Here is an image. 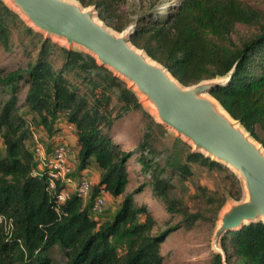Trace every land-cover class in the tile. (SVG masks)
Here are the masks:
<instances>
[{
    "label": "trees",
    "instance_id": "1",
    "mask_svg": "<svg viewBox=\"0 0 264 264\" xmlns=\"http://www.w3.org/2000/svg\"><path fill=\"white\" fill-rule=\"evenodd\" d=\"M75 1L95 7L98 19L117 33L133 26L131 44L183 86L230 75L209 95L264 149V11L241 0H176L165 8L152 0L135 10L127 0ZM0 50L8 64L19 56L0 68V264H163L166 237L198 222L214 226L228 199L241 200L233 172L179 138L182 154L171 156L162 142L168 130L127 83L89 54L45 39L3 0ZM136 114L141 127L133 141L118 130ZM61 123L72 126L76 138L72 176L91 165L99 172L86 203L75 194L59 202L65 186L49 188L36 146L27 147L33 129L50 137ZM191 165L224 173L227 181L223 193L196 187L195 211L169 196L175 179L191 175ZM142 175L145 181H138ZM146 187L168 216L162 228L137 203ZM101 193L116 201L111 215L91 212ZM55 248L58 259L51 256ZM220 248L224 259L214 254L209 264H264V223L226 233Z\"/></svg>",
    "mask_w": 264,
    "mask_h": 264
},
{
    "label": "water",
    "instance_id": "2",
    "mask_svg": "<svg viewBox=\"0 0 264 264\" xmlns=\"http://www.w3.org/2000/svg\"><path fill=\"white\" fill-rule=\"evenodd\" d=\"M34 31L68 49H79L133 89L155 122L188 143L193 152L227 167L242 188L240 201L219 213L212 235L222 237L245 223H264V149L209 95L229 78L178 83L159 63L131 44L133 26L117 33L98 19L95 7L75 0H4Z\"/></svg>",
    "mask_w": 264,
    "mask_h": 264
},
{
    "label": "rangeland",
    "instance_id": "3",
    "mask_svg": "<svg viewBox=\"0 0 264 264\" xmlns=\"http://www.w3.org/2000/svg\"><path fill=\"white\" fill-rule=\"evenodd\" d=\"M150 1L152 0H127V5L130 10H135L139 7H145L146 3ZM174 1L176 0H161L163 3L161 8L167 7L168 4H171ZM241 1L264 11V0ZM7 59L8 57L6 54L0 50V68H8L10 67V64L14 65L15 61H19V56L17 55L14 57L10 64L6 63ZM143 107L146 109L145 105H143ZM21 113L24 114L26 118L31 117L30 112L26 109H22ZM140 127L141 122L139 120V115H131L129 119L124 122L118 132L122 135H128V137L134 141L138 138V129ZM32 131V138L27 141V147L31 151H34V147H37L38 145H42L45 151L53 146L52 142L49 141V136L42 129L37 128ZM176 138L177 137L173 133L167 131L162 142L163 145L169 149L171 156L179 158L182 154H180L182 147ZM123 146L126 148L129 147L127 144H123ZM3 151L4 146L0 137V154H2ZM190 169L191 175L184 179L174 180L175 188L170 191L169 196L172 199L185 204L191 211H195L198 209L195 200V196L197 195L196 187L200 186L210 191L223 193L226 190L227 181L224 177V173L219 171H208L198 165H191ZM130 171L131 170H129V172ZM74 177L77 178L78 174H75ZM145 177L146 175L138 176V181H145ZM132 181L131 187L138 185L135 178H133ZM136 199L138 204H144L145 208L152 213V217L157 220V226L160 228L164 227L162 220H166L168 216L164 213L160 203L152 197L150 189L146 187L142 193L136 196ZM230 202H233V200L228 199L223 208H225ZM216 223L213 226L209 222L203 221L194 224L188 229L181 228L175 230L170 236L164 239L160 246V254L164 257L163 264H209L212 256L215 254V251L212 248V235ZM51 256L58 259L60 256L59 250L55 248L51 252Z\"/></svg>",
    "mask_w": 264,
    "mask_h": 264
},
{
    "label": "built area",
    "instance_id": "4",
    "mask_svg": "<svg viewBox=\"0 0 264 264\" xmlns=\"http://www.w3.org/2000/svg\"><path fill=\"white\" fill-rule=\"evenodd\" d=\"M66 128L72 129L73 127L66 126ZM35 152L40 163L39 169L46 170L49 188L54 189L58 183L65 186L58 195L59 202L68 199L71 194H75L83 203L88 201L92 185L86 180L77 181L72 176L73 167L68 162V158L71 155V149L68 143L64 141L56 143L48 157L42 145H38L35 148ZM91 204L92 214L94 216H101L104 211V198L102 193L96 196Z\"/></svg>",
    "mask_w": 264,
    "mask_h": 264
},
{
    "label": "crops",
    "instance_id": "5",
    "mask_svg": "<svg viewBox=\"0 0 264 264\" xmlns=\"http://www.w3.org/2000/svg\"><path fill=\"white\" fill-rule=\"evenodd\" d=\"M61 126L60 131L54 135L49 137V141L52 142V144L55 143H61L65 142L68 143V145L71 147V155L68 158V162L70 165H72L73 168L76 169L77 166V160H76V148H75V141L76 138L73 134V128L72 129H67L66 125L61 123L59 124ZM52 146L50 149H46V153L49 154L51 151ZM77 172V171H76ZM77 181L80 180H86L91 183V185H95L98 182L99 179V172L98 169L95 166H90L78 173V177L75 178ZM104 198V210H109V215L115 211L116 208V201L108 196L107 194L103 195Z\"/></svg>",
    "mask_w": 264,
    "mask_h": 264
}]
</instances>
